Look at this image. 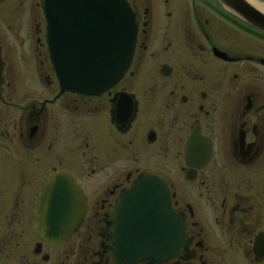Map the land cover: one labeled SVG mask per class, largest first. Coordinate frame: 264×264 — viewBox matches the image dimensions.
Segmentation results:
<instances>
[{
  "label": "flooded vegetation",
  "instance_id": "af4514ba",
  "mask_svg": "<svg viewBox=\"0 0 264 264\" xmlns=\"http://www.w3.org/2000/svg\"><path fill=\"white\" fill-rule=\"evenodd\" d=\"M126 2L129 68L86 96L61 91L38 0H0V264H264V34L216 0ZM57 173L84 213L50 245L37 194ZM140 177L160 180L183 225L165 261L120 255L138 254L118 209Z\"/></svg>",
  "mask_w": 264,
  "mask_h": 264
},
{
  "label": "water",
  "instance_id": "95a60500",
  "mask_svg": "<svg viewBox=\"0 0 264 264\" xmlns=\"http://www.w3.org/2000/svg\"><path fill=\"white\" fill-rule=\"evenodd\" d=\"M229 14L264 33V13L245 0H216ZM46 22V44L61 91L98 95L127 71L136 29L125 0H38ZM39 237L59 245L79 227L84 196L68 176L47 178L37 194ZM122 243L138 254H120L134 261H165L181 243L183 225L169 208L160 180L140 177L122 197L118 209ZM121 243V244H122ZM124 248V247H123ZM254 261L264 257V239L257 237Z\"/></svg>",
  "mask_w": 264,
  "mask_h": 264
},
{
  "label": "bare ground",
  "instance_id": "6f19581e",
  "mask_svg": "<svg viewBox=\"0 0 264 264\" xmlns=\"http://www.w3.org/2000/svg\"><path fill=\"white\" fill-rule=\"evenodd\" d=\"M247 3H249L251 6L255 7L257 10L264 13V4L260 3L257 0H245Z\"/></svg>",
  "mask_w": 264,
  "mask_h": 264
},
{
  "label": "rangeland",
  "instance_id": "374dc122",
  "mask_svg": "<svg viewBox=\"0 0 264 264\" xmlns=\"http://www.w3.org/2000/svg\"><path fill=\"white\" fill-rule=\"evenodd\" d=\"M257 1H259V2L262 3V4H264V0H257Z\"/></svg>",
  "mask_w": 264,
  "mask_h": 264
}]
</instances>
